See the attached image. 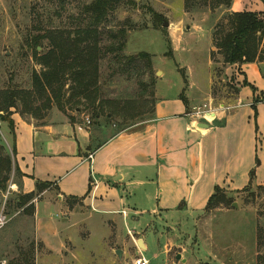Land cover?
I'll list each match as a JSON object with an SVG mask.
<instances>
[{"label": "rangeland", "instance_id": "rangeland-1", "mask_svg": "<svg viewBox=\"0 0 264 264\" xmlns=\"http://www.w3.org/2000/svg\"><path fill=\"white\" fill-rule=\"evenodd\" d=\"M92 1L0 0V98L10 90L22 93L18 110L13 109V114L23 116L36 127L68 124L82 128L96 147L116 136L122 125L127 127L126 131L149 122L157 99L181 92L186 97H204L209 60L214 74L211 86L214 106L232 102L233 82L224 76L228 65L223 63V57L213 56L211 52L216 51L213 48L216 26L227 25L231 14L230 9L224 4L220 6L216 0H131L110 15L102 30L104 45L111 43L109 33L126 29L127 46L123 55L149 54L152 73L140 76L139 72L127 68L123 72L124 62L116 64L111 56L105 58L100 65L99 99L104 103L114 102L116 106L106 105L105 114L98 121L92 119V112L85 106L77 108L74 102L67 101L68 86L62 99L63 109L46 95L31 94L33 73L43 71L34 58L33 39L49 30L76 28L82 6ZM152 12L163 15L169 26L156 28ZM37 51L43 53L41 48ZM152 76L155 85L149 80ZM203 104L206 103H199L197 107ZM0 124L7 126L1 121ZM69 134L73 135V131ZM0 144L9 148L1 127ZM64 145L70 147L71 143ZM17 182L12 173L6 190L0 191V215L6 218L0 229V264H15L23 257L34 264H133L142 256L149 264H257L258 257L264 256V188L252 187L235 196L219 195L200 214L144 216L140 221L143 229L135 231L132 218L128 224L121 218H99L74 202L64 203L71 209L84 211L76 218L67 212L60 217L56 211L51 215L43 213L41 206L38 214L41 241L36 235V212L31 218L13 207L14 201L23 195L14 184ZM44 192L49 193L46 200L59 203L56 189L50 187L41 194ZM36 200L37 197L26 208ZM66 217L71 219L68 224L62 220ZM12 220L14 225L3 232ZM51 220L57 226L62 225L61 236L53 230ZM143 239L148 250L138 245ZM62 242V255L56 259L49 251L57 256ZM119 251L121 258L117 255Z\"/></svg>", "mask_w": 264, "mask_h": 264}, {"label": "crops", "instance_id": "crops-1", "mask_svg": "<svg viewBox=\"0 0 264 264\" xmlns=\"http://www.w3.org/2000/svg\"><path fill=\"white\" fill-rule=\"evenodd\" d=\"M230 12L264 17V0H233ZM224 76L233 82L232 102L214 106V74L209 60L204 97H186L181 92L157 99L149 122L135 125L96 147L82 128L68 124L36 127L13 114L16 162L25 176L23 194L35 192L38 183H46L59 195L57 204L45 199L48 192L33 203L37 237L41 240V206L43 213L56 211L58 217L67 212L76 218L84 209L99 218H121L124 224L132 218L135 231L143 229L144 216L205 212L217 187L230 196L250 186L264 187V62L228 66ZM199 103H212L217 109L211 120L194 123L186 117ZM1 133L11 150L13 136L8 125H1ZM67 142L70 147L64 145ZM70 198H76L82 210L64 203ZM62 220L68 224L71 219ZM51 224L61 236L62 225L58 227L52 220ZM142 243L148 250L145 239ZM63 248L62 242L57 256L48 251L58 259Z\"/></svg>", "mask_w": 264, "mask_h": 264}, {"label": "trees", "instance_id": "trees-1", "mask_svg": "<svg viewBox=\"0 0 264 264\" xmlns=\"http://www.w3.org/2000/svg\"><path fill=\"white\" fill-rule=\"evenodd\" d=\"M125 1L132 2L131 0H93L82 6L76 28L49 30L44 35L34 38L32 41L34 58L42 66L43 71L40 74L37 72L33 73V91L31 94L34 92L39 95H46L49 101L56 103L59 109H63L62 99L64 98L65 87L68 86V92L70 94L67 101L69 103L74 102L77 108L79 106H85V109L92 112V119L98 121L105 114L104 108L106 105L116 106L114 102L104 103L99 99L100 65L105 58L111 56L116 64L124 62L125 67L121 66L123 72H125L124 68H127L139 72L140 76H144L150 72L152 73V57L149 54L140 53L138 57H126L123 55L127 46L128 33L126 29L109 33L108 39L111 40V43L107 46L104 45L106 39L104 38L102 30H105L103 28H105V25L109 21L110 15L117 11L119 6ZM216 1L219 2L220 6L224 4L228 9L231 8L233 2V0ZM152 13L155 19V27H162L165 22L163 15L155 12ZM263 41L264 17L261 14L249 12L231 13L228 16L227 25L216 26V31L213 35V48L216 51L212 55H220L223 57V63L228 66H242L251 63L261 64L264 60ZM39 47L43 53H38L37 49ZM183 78L187 87L188 82L184 75ZM149 80L155 85L153 76ZM141 85L144 86V83L141 82ZM252 89L255 90L254 88ZM21 94L10 90L4 92L0 98V121L8 125L13 136L11 150L6 149L4 145L0 144L1 192L6 190L12 173L15 174L18 181L14 184L18 186L20 191H22V180L25 177L16 162V137L14 135V122L12 120V110H18L17 103L22 98ZM154 113L155 111L153 109V116ZM4 114H7V117ZM109 114H112L111 111ZM105 116L108 119V115ZM21 117L29 122L23 116ZM73 123L75 124V122ZM122 127L117 135L127 128L125 125H122ZM254 176L255 171H252V180ZM50 186L46 183H38L35 192L28 195H19L14 201L13 207L17 212L23 210L21 214H27L32 218L35 213V205L32 203L26 208L27 204L33 202L36 197L50 188ZM250 188L252 186L245 189L244 192ZM91 189L92 186L89 187V191ZM219 195L230 196L227 192L217 187L208 202L206 210ZM69 200L78 203L76 198H70ZM14 223L15 221L12 220L3 229V232L7 231L9 227L11 228ZM259 247L261 248L262 245L258 243ZM258 259L257 264H264V256H259ZM8 264L14 263L10 262ZM15 264L34 263H31L26 257H23L17 260Z\"/></svg>", "mask_w": 264, "mask_h": 264}, {"label": "built area", "instance_id": "built-area-1", "mask_svg": "<svg viewBox=\"0 0 264 264\" xmlns=\"http://www.w3.org/2000/svg\"><path fill=\"white\" fill-rule=\"evenodd\" d=\"M216 108L212 106V103L203 104L202 106L193 107L187 114L186 117L196 123L197 121H209L211 120V115L216 112ZM1 127V124H0ZM6 218L3 214L0 215V229L5 225ZM133 264H149V261L144 257H139L134 261Z\"/></svg>", "mask_w": 264, "mask_h": 264}, {"label": "water", "instance_id": "water-1", "mask_svg": "<svg viewBox=\"0 0 264 264\" xmlns=\"http://www.w3.org/2000/svg\"><path fill=\"white\" fill-rule=\"evenodd\" d=\"M168 26H169V24L167 22H165L164 23V27H168ZM38 49H40V48H38ZM138 245H139V247H143L144 248L142 241H139ZM117 255H118L119 258H121L122 253L119 251V252H117Z\"/></svg>", "mask_w": 264, "mask_h": 264}]
</instances>
